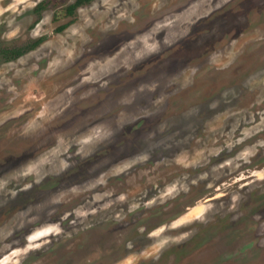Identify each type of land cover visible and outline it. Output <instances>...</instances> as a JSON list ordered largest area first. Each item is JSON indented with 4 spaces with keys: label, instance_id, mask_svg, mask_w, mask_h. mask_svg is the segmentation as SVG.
<instances>
[{
    "label": "rangeland",
    "instance_id": "rangeland-1",
    "mask_svg": "<svg viewBox=\"0 0 264 264\" xmlns=\"http://www.w3.org/2000/svg\"><path fill=\"white\" fill-rule=\"evenodd\" d=\"M76 1L0 0V264H264V0Z\"/></svg>",
    "mask_w": 264,
    "mask_h": 264
},
{
    "label": "trees",
    "instance_id": "trees-1",
    "mask_svg": "<svg viewBox=\"0 0 264 264\" xmlns=\"http://www.w3.org/2000/svg\"><path fill=\"white\" fill-rule=\"evenodd\" d=\"M91 1L93 0H77L75 5H72L69 9H68V12L69 13H72V11H74L75 7L79 6V5H84L86 3H90ZM46 5L44 3H40L37 5V7L35 8V10H41L45 7ZM34 46V45H32ZM29 47L30 48H32ZM3 52L7 53L10 55V57H8V59L10 58L11 59V55L13 56L12 58L15 59V58H19L21 55L24 54V50H21V49H12V50H3Z\"/></svg>",
    "mask_w": 264,
    "mask_h": 264
},
{
    "label": "flooded vegetation",
    "instance_id": "flooded-vegetation-1",
    "mask_svg": "<svg viewBox=\"0 0 264 264\" xmlns=\"http://www.w3.org/2000/svg\"><path fill=\"white\" fill-rule=\"evenodd\" d=\"M75 3H76V2H75ZM75 3H74L73 5H75ZM71 6H72V5H71ZM79 6H82V5H79ZM79 6H77V7H79ZM77 7H75V9H74V10H76V8H77ZM69 8H70V7H69ZM69 8H68V9H69ZM68 9H67V10H68ZM66 12H67V11H66ZM68 13H69V12H68ZM0 57H2L3 59L7 60V59H8V57H10V55H9V54H7V53H5V52H3V53H0ZM12 57H13V56L11 55V60L18 59V58H15V59H13ZM95 230H96V228H95ZM99 230L101 231V230H103V229H102V228H100ZM104 231H106V230H104ZM107 254H108V251H107Z\"/></svg>",
    "mask_w": 264,
    "mask_h": 264
},
{
    "label": "bare ground",
    "instance_id": "bare-ground-1",
    "mask_svg": "<svg viewBox=\"0 0 264 264\" xmlns=\"http://www.w3.org/2000/svg\"><path fill=\"white\" fill-rule=\"evenodd\" d=\"M29 1H32V0H29ZM23 3V1H21L19 4H22ZM29 3V2H28ZM34 5V4H33ZM17 6V5H16Z\"/></svg>",
    "mask_w": 264,
    "mask_h": 264
}]
</instances>
